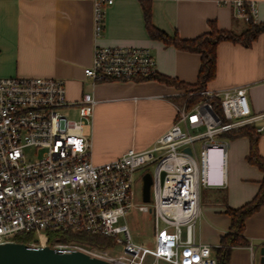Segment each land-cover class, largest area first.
I'll use <instances>...</instances> for the list:
<instances>
[{
  "label": "built area",
  "instance_id": "2783aa9c",
  "mask_svg": "<svg viewBox=\"0 0 264 264\" xmlns=\"http://www.w3.org/2000/svg\"><path fill=\"white\" fill-rule=\"evenodd\" d=\"M113 2L94 0L97 39L104 32L105 6ZM230 4L234 17L256 21L255 1ZM158 71L149 46L98 42L92 63L85 67L95 82L151 78ZM247 91L246 84H239L210 94L220 98V110L210 98L190 103L188 97L151 146L131 147L96 163L84 130L93 122L92 92L72 102L65 78L0 76V242L33 231L37 241L32 244H50L49 230L61 229L110 237L114 244L107 247L74 241L51 245L85 250L116 264H218L214 246L197 238L201 189L209 183L211 148L221 149L224 172L228 133L245 124L264 129L258 124L264 110H252ZM71 104L78 108L77 117L65 110ZM31 145L44 148L37 159L25 153ZM147 171L153 178L149 201L143 192ZM137 183L142 186L138 200ZM133 207L151 213L154 245L135 241L129 224L121 222ZM117 243L124 250L111 252Z\"/></svg>",
  "mask_w": 264,
  "mask_h": 264
},
{
  "label": "crops",
  "instance_id": "0c3cea01",
  "mask_svg": "<svg viewBox=\"0 0 264 264\" xmlns=\"http://www.w3.org/2000/svg\"><path fill=\"white\" fill-rule=\"evenodd\" d=\"M147 1L152 22L173 37L192 38L211 29L241 31L246 20L234 17L231 0H114L105 6L104 32L95 36L94 0H0V76H55L66 79L70 101L92 92L96 103L90 132L92 157L102 163L131 147L151 146L176 120L177 105L186 99L185 87L160 76L187 83L199 79L202 54L178 47L151 35L145 15ZM256 4V21L264 22V0ZM144 45L157 58L158 74L143 79L95 82L85 73L96 43ZM246 84L253 111L264 110V31L248 46L223 40L217 50V74L206 93ZM184 99V100H183ZM78 108L71 104L65 108ZM70 114V113H69ZM71 115V114H70ZM72 116V115H71ZM258 124H264V119ZM257 124V125H258ZM258 150L264 157V129L259 130ZM223 172L222 151L210 149L209 183L201 189V216L197 238L217 248L229 229L235 208L258 191L264 171L250 162V138L229 135ZM246 244L230 247L228 264H264V204L245 218Z\"/></svg>",
  "mask_w": 264,
  "mask_h": 264
},
{
  "label": "trees",
  "instance_id": "16d2710c",
  "mask_svg": "<svg viewBox=\"0 0 264 264\" xmlns=\"http://www.w3.org/2000/svg\"><path fill=\"white\" fill-rule=\"evenodd\" d=\"M144 9L147 20V26L152 36L160 37L168 43H174L180 48L198 51L202 54V62L200 67L199 79L195 83H187L175 77L164 75L160 76L168 82L178 83L187 89L196 90L191 95L192 102L203 98H210L216 103V108L221 109L220 98L218 96H210L206 93L207 83L217 74V50L218 45L223 40L240 42L243 45H250L258 34L264 31V22L246 20V25L241 31L220 28L214 21L211 22V29L192 38H184L178 34L171 37L166 32L157 28L152 22V11L149 3L144 1ZM246 134L250 138V150L247 159L258 165L264 171V157L258 150V137L260 131L253 124H245L234 128L228 135ZM264 204V176L261 180L260 187L256 194L245 203L235 208H229L232 215V222L227 232L222 237V245L217 248L218 264H228L230 247L234 244H246L248 239L244 236L245 218ZM49 243L70 242L74 240L82 241L89 245H98L102 247L111 246L113 240L104 235L91 234L86 232H73L70 230L50 229ZM35 237L33 231H23L16 235L15 239L29 243Z\"/></svg>",
  "mask_w": 264,
  "mask_h": 264
},
{
  "label": "water",
  "instance_id": "95a60500",
  "mask_svg": "<svg viewBox=\"0 0 264 264\" xmlns=\"http://www.w3.org/2000/svg\"><path fill=\"white\" fill-rule=\"evenodd\" d=\"M186 150L192 151L191 146ZM152 174H144V199H151ZM264 261V246L261 247ZM0 264H116L115 262L88 253L81 249H61L51 244L34 245L20 240L0 242Z\"/></svg>",
  "mask_w": 264,
  "mask_h": 264
},
{
  "label": "rangeland",
  "instance_id": "374dc122",
  "mask_svg": "<svg viewBox=\"0 0 264 264\" xmlns=\"http://www.w3.org/2000/svg\"><path fill=\"white\" fill-rule=\"evenodd\" d=\"M194 89H187L185 87L186 98L190 97V103L192 102L191 95ZM184 100V99H183ZM186 100V99H185ZM184 101H182L183 103ZM195 102V101H194ZM69 113L74 116V110H69ZM91 125L87 124L84 127L86 133L90 132ZM44 148H38L34 145L26 146L25 153L27 154L28 159H37L43 153ZM210 159H212V152H210ZM151 168V167H149ZM141 187L139 183L135 186L136 200L140 199V190ZM127 222L129 224L132 237L135 241L146 243L148 245H154V221L152 219L151 213L141 210L138 207H133L127 213L126 218H121V222ZM124 235V234H121ZM37 241L34 237L29 243ZM74 242H82L79 240H74ZM124 250L123 243H117L110 248V251L113 253H119Z\"/></svg>",
  "mask_w": 264,
  "mask_h": 264
}]
</instances>
